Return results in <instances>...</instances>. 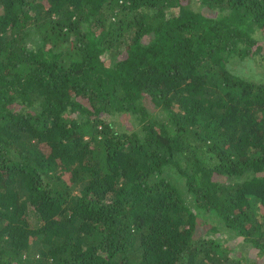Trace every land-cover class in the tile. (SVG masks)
<instances>
[{"label":"trees","instance_id":"1","mask_svg":"<svg viewBox=\"0 0 264 264\" xmlns=\"http://www.w3.org/2000/svg\"><path fill=\"white\" fill-rule=\"evenodd\" d=\"M259 74L264 0H0V264H264Z\"/></svg>","mask_w":264,"mask_h":264},{"label":"rangeland","instance_id":"2","mask_svg":"<svg viewBox=\"0 0 264 264\" xmlns=\"http://www.w3.org/2000/svg\"><path fill=\"white\" fill-rule=\"evenodd\" d=\"M256 76H258V77H264V76H262V74H259V75H256ZM260 79V78H259Z\"/></svg>","mask_w":264,"mask_h":264}]
</instances>
